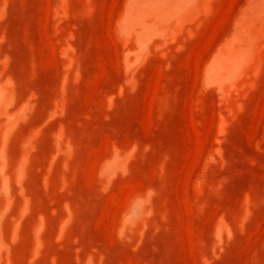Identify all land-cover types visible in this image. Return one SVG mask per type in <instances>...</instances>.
<instances>
[{
  "label": "rangeland",
  "instance_id": "374dc122",
  "mask_svg": "<svg viewBox=\"0 0 264 264\" xmlns=\"http://www.w3.org/2000/svg\"><path fill=\"white\" fill-rule=\"evenodd\" d=\"M0 264H264V0H0Z\"/></svg>",
  "mask_w": 264,
  "mask_h": 264
}]
</instances>
